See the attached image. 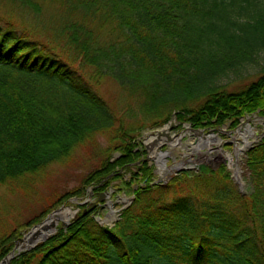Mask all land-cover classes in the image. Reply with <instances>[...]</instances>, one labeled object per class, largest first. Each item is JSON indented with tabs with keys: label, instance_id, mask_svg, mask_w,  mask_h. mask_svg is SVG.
I'll return each instance as SVG.
<instances>
[{
	"label": "trees",
	"instance_id": "trees-1",
	"mask_svg": "<svg viewBox=\"0 0 264 264\" xmlns=\"http://www.w3.org/2000/svg\"><path fill=\"white\" fill-rule=\"evenodd\" d=\"M262 49L264 0H0V190L32 198L50 165L92 151L100 133L110 139L82 184L47 195L26 223L0 213V260L23 229L86 187L118 182L135 199L113 227L76 203L66 229L10 264H264V139L247 153L250 195L224 165L192 186L198 202L185 183L153 184L135 125L125 126L100 91L108 79L143 100L138 128L174 110L194 127H235L264 110V68L237 91L218 80ZM126 115L139 117L131 108ZM183 186L189 193L178 194Z\"/></svg>",
	"mask_w": 264,
	"mask_h": 264
},
{
	"label": "rangeland",
	"instance_id": "rangeland-1",
	"mask_svg": "<svg viewBox=\"0 0 264 264\" xmlns=\"http://www.w3.org/2000/svg\"><path fill=\"white\" fill-rule=\"evenodd\" d=\"M263 68L264 49L260 50L256 54L255 59L252 62L246 63L237 72L230 71L227 75L222 76L218 80V83L225 85L224 89L226 90L237 91L256 80ZM100 87V91L106 101L120 117H123L124 125H135L137 133L140 135L138 140L142 141L143 144L146 141L148 134H155L157 130L167 127L168 124L167 131L169 136L165 134L160 135L154 140L153 144H150V147H147L144 144L146 153L142 159L146 161L151 167H153L154 173L156 175V182L160 180L168 183L171 180L172 186L175 187L178 185L181 186L182 183H185V185L191 186V190L194 192V197L198 199V202H200V199L202 198L195 196L196 190L195 188H192V186L196 187V185L200 183L203 178H205L204 175H207L212 171H216L221 166L225 165L226 171L230 173V177L233 180L232 183L234 188H236V190L241 192L243 195L251 194L252 185L245 175V164L248 151L255 146V140L259 141V139H255L256 134L258 136L264 135V118H256V115H264V110L263 112L260 111L258 114L250 115L249 117H251V119L249 120H247V117L244 118V116L240 118L238 126L242 125L240 128L241 131L245 133L244 136L238 135L239 130L236 128L237 125L234 127L232 125V121H228L222 126L194 127L191 122L180 121L177 118L176 112L179 110H174L171 113L169 120L165 123L162 122L157 124V122L160 120H148L145 126L138 128L140 126L138 124L139 119L142 120L141 118H143L142 124L145 120V117L141 112L143 100L138 99L136 96H131L129 93L122 90L121 86L108 79H105L104 82L100 84ZM129 108L134 110V112L137 111L139 117L136 119L128 117L126 113L127 109ZM243 122H247V124L251 126V130L254 132V135L246 131V124H243ZM188 125H190V127L195 130L189 128ZM196 129L204 130L203 132H197ZM180 133H182V135H179ZM108 135V133L98 134L96 136L97 141L99 142L97 147L93 148L92 151H89L88 153L81 149H77L78 151L76 150L75 153H78V156H76L74 153V158L66 165L57 163L50 165L48 167L46 176L42 178L45 180L44 183L41 185L37 184L35 193L34 191L30 193L31 195H35L34 197L29 198L27 193H15L14 195L7 194L5 189H1L0 213L7 214L9 221L26 223L28 220L34 217V214L40 213L39 211L43 207L42 204L45 203L42 200L47 195H52L56 191L67 192L72 188L81 185L83 176L86 175L90 170H93L100 165L99 163H101V158L104 157V152H106L110 145V139L108 138ZM233 135L235 138H233ZM245 137L249 140L250 145L248 146L247 150L240 155V161L238 162L240 171L239 174L242 177L240 182L238 179V181L235 179V169L229 165L228 159H223L221 162L217 160L212 161L214 156L209 154L208 151L210 148H212L211 152L214 155L215 153H218V148H221L224 151L233 152L235 148V142L240 141L242 142V145L245 141ZM209 138H211L210 148L206 146ZM198 144H200V148H198ZM251 145L253 147L250 148ZM194 147L195 151H193ZM160 152H169L170 154L168 153L162 157ZM204 152L206 154H204ZM112 155L117 156L118 153L114 152ZM236 160V157H234L235 162ZM162 163L164 166L172 169L169 173L165 172V175L161 174ZM235 165L236 163L234 164V167ZM173 167H184L178 170V172L185 171L186 173H179L178 178L173 179L176 175L175 173H177L176 170H173ZM124 179L130 180V173L126 174ZM179 186L177 188H179ZM187 186H183L184 189H180L178 194L184 195L189 193L186 190ZM86 188V195L83 198L76 197V200H71L70 204L66 207L76 210L77 207L75 204L82 202V206H85L86 208L91 207L92 210L98 211L96 216H99L101 219H105L107 221L104 223V225L114 222H111V216L107 217L111 208L117 211L116 215L119 217L118 214L121 207L127 206L129 204L131 205L130 197L133 193L129 190L130 186L113 182L112 186L108 189H101L92 186ZM214 189L215 187L212 186L209 192H214ZM110 191L111 193L109 194ZM202 194L203 193L201 192L199 193L200 196ZM169 195L171 198L174 197L172 191L169 192ZM109 201L112 202L111 207L108 204ZM66 207L62 205L58 208L62 209ZM53 211L48 213L43 220L47 219L48 215L53 213ZM60 227L63 228L65 225L61 224ZM30 229L31 227L23 229L21 231L22 236L20 237H23ZM156 264L166 263L158 261Z\"/></svg>",
	"mask_w": 264,
	"mask_h": 264
},
{
	"label": "bare ground",
	"instance_id": "bare-ground-1",
	"mask_svg": "<svg viewBox=\"0 0 264 264\" xmlns=\"http://www.w3.org/2000/svg\"><path fill=\"white\" fill-rule=\"evenodd\" d=\"M256 118H258V117H256ZM259 118L263 119V117H260V116H259ZM245 124H246V128H245L246 131H248L249 133L254 135V132L251 130L252 129L251 126L249 124H247V122ZM238 135H243V136L245 135V133L241 131V128L238 131ZM262 136L263 135H259V136L256 135L255 139H260ZM154 137H155V134H149L148 137L146 138V141H149L150 139H152ZM233 138H235L234 135H233ZM210 139L211 138L208 139V143L206 144V146L208 148H210V146H211ZM212 140H213V138H212ZM241 143L242 142H240V141L235 142V148H234L233 152L232 151H224L223 149L218 148V150H217L218 153H215V155H214L211 152L212 148H210V150L208 151L209 154H212L214 156L212 161L217 160V161L221 162L223 159H228L229 165L235 169V172H236V175L238 176V178H239V163L238 162L240 161V155L243 152H245L247 150L248 146L250 145L249 140L246 139V137H245V141L243 142L242 145H241ZM199 145L200 144H198V148H200ZM195 147H194L193 151H195ZM160 153H161L162 157L165 155V153H162V152H160ZM204 154H206V153L204 152ZM234 157H236V159H237L236 162L234 161ZM235 163H236V165H235L236 168L234 167ZM170 170H172V169L164 166L163 163L161 164V174L165 175V172L169 173ZM166 175H167V173H166ZM239 180H241V178H239ZM74 214H75V210H73L69 207L59 209L58 211L52 213L45 222L36 226L29 234H26V238L19 242V245L17 246L15 253L22 251L24 248H26L27 245L36 244L37 242L42 240L44 237H48L51 234L57 232L59 230L61 224H67L72 219ZM115 214H116V211L113 209L112 213L110 214L111 219L114 217Z\"/></svg>",
	"mask_w": 264,
	"mask_h": 264
},
{
	"label": "water",
	"instance_id": "water-1",
	"mask_svg": "<svg viewBox=\"0 0 264 264\" xmlns=\"http://www.w3.org/2000/svg\"><path fill=\"white\" fill-rule=\"evenodd\" d=\"M264 117V116H263ZM188 127L189 128H191L190 127V125H188ZM167 128H168V126H167ZM237 128H239V127H237ZM191 129H193V128H191ZM193 130H195V129H193ZM203 130L204 129H196V131L197 132H203ZM162 134H165V135H167V136H169V133H168V131L166 130V128H164V129H162V131H158L157 132V137H159L160 135H162ZM146 146L147 147H150V145H149V143L148 142H146ZM251 147H253L252 145L250 146V148ZM166 154H168L167 152L165 153V155ZM182 168H184V167H179V168H177V167H173V170L175 171L176 170V172L178 171V170H180V169H182ZM236 179H238V177L236 176L235 177ZM240 178V177H239ZM158 182H161L160 180L159 181H157L156 183H158ZM132 199H133V197H132ZM59 210V209H58ZM58 210H55L54 212H56V211H58ZM112 212V211H111ZM110 214V212L108 213V215ZM97 220L101 223V224H103L104 222H106V220L104 219L103 221H101L99 218H97ZM114 220H115V218H114ZM43 222H45V221H43ZM42 222V223H43ZM38 225H40V224H37L36 226H38ZM36 226H34V227H32V229L30 230V231H28L26 234H29ZM112 226V225H111ZM26 234H25V236L24 237H20V238H18L17 240H16V243H15V246H14V249L0 262V264H10V262H11V260L16 256V254H15V251H16V249H17V246L19 245V242L21 241V240H24L25 238H26ZM53 235V234H52ZM49 237V236H48ZM48 237H44L42 240H40L39 242H37L36 244H33V245H27L26 246V248H24L22 251H29V250H32L33 248H35L36 246H37V244L38 243H40V242H42V241H45ZM21 251H19V252H17V254H19Z\"/></svg>",
	"mask_w": 264,
	"mask_h": 264
}]
</instances>
